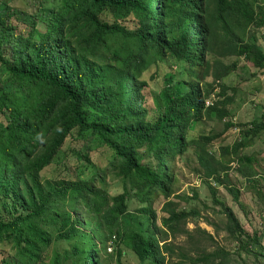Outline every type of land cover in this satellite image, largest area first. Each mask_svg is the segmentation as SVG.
Wrapping results in <instances>:
<instances>
[{"label":"trees","instance_id":"16d2710c","mask_svg":"<svg viewBox=\"0 0 264 264\" xmlns=\"http://www.w3.org/2000/svg\"><path fill=\"white\" fill-rule=\"evenodd\" d=\"M252 27L264 28V0H0V264H123L128 251L138 264L173 256L177 264H229L225 247L192 254L167 242L191 236L185 224L200 217L187 207L195 189L172 191L171 167L180 165L221 207L224 239L236 240L237 251L264 250V231L247 233L209 183L237 201L229 164L250 182L260 178L242 150L264 131V112L225 142L237 125L229 117L235 88L222 80L239 58L253 75L264 68ZM161 61L174 70L153 85L154 97L142 74ZM203 119L223 129L192 137ZM66 138L78 147L72 142L63 163L72 153L84 176L65 173L66 164L42 176ZM100 146L109 152L104 168ZM190 148L194 158L183 160ZM107 176L121 191L107 188Z\"/></svg>","mask_w":264,"mask_h":264},{"label":"rangeland","instance_id":"374dc122","mask_svg":"<svg viewBox=\"0 0 264 264\" xmlns=\"http://www.w3.org/2000/svg\"><path fill=\"white\" fill-rule=\"evenodd\" d=\"M23 5V2H21ZM253 36L250 39L251 42H255L264 50V28L262 27H252ZM236 57H229L225 59V63H230L234 61ZM239 65L232 73L222 80V83L229 87L235 88V95L230 105V119L233 121L236 127L232 128L227 134H229L225 140L228 144H233V142L239 137L241 127L238 124H245L253 119H260V115L264 112V68L259 74L253 75L252 73L257 69L252 67L250 62L245 61L243 58H239ZM174 67H170V64L167 61L158 62L157 65H149L142 74V78L147 81V85L150 89V93L155 97L156 87L163 86L164 75L166 72H173ZM155 85V86H153ZM211 101V99H209ZM195 128V127H194ZM223 129V122L216 120H204L197 124L196 128L191 130L192 137H196L197 133L206 134L210 130L213 133H218ZM86 141V140H85ZM72 142L75 143L77 148V141L66 138L63 144V147L59 150L58 154L52 160V164L44 168L41 171L42 176H56L59 173L64 171L62 164H66L68 171L65 173L75 174L77 177L82 178L84 173L79 172V169L76 166H79L75 160V157L71 154L66 156V151L71 147ZM80 146L83 150H86L84 146L86 143L80 141ZM88 145L94 146L92 142L94 140L86 141ZM217 144H213V149L216 150ZM100 151L97 152V158L99 165L105 167L107 165V158L109 152L104 146H100ZM243 153L252 155L253 159L258 163L259 179L258 184L254 181L250 182L245 179L239 173L236 172L235 162L229 164V169L226 171L229 178V186H233L239 192V200L234 201L231 193H228L224 187L225 186H215L213 180H210V184L213 185L218 191V197L224 201L225 205L230 207L234 213L237 215L239 222L243 229L251 234L255 230L264 231V131H262L259 136H257L253 143L247 146L242 150ZM91 154L94 152H90ZM218 154V152H216ZM194 158V150L190 148L187 153L182 155L183 160L185 157ZM173 170V180H172V191L177 195H191L192 189H195L198 194V198L195 201H192L187 204V207H194L199 209L200 217L198 219H188L185 228L188 230L191 236H185L180 234L177 238L169 237L167 242H172L175 248H181L188 253H195L200 248L205 247L210 250L216 245L225 247L230 254V263L229 264H264V250L260 249H250V252L247 251H237L236 247L238 242L234 239L225 240V222L226 219L222 213V209L219 205L213 203L212 198L209 195L208 188L202 184L201 178L193 172H190L186 166H172ZM252 183L254 186L252 187ZM106 186L110 191H121V185L117 181L106 177ZM257 191L263 194V198H258L256 196ZM137 204L131 203L130 210L134 211V207ZM155 208H158V204L154 205ZM258 209L263 210V214L259 215ZM135 216V213L133 214ZM204 230L207 233L211 234L214 238V243L210 240L206 242L198 234L199 230ZM243 238V237H242ZM245 236H244V238ZM203 243H202V242ZM202 243V246H201ZM264 244V241H263ZM108 252L111 251V247H108ZM121 261L123 264H138L135 256L132 252H127L125 256L122 257ZM180 259L177 256H173L172 259L168 260L166 264H177Z\"/></svg>","mask_w":264,"mask_h":264},{"label":"clouds","instance_id":"9594fccd","mask_svg":"<svg viewBox=\"0 0 264 264\" xmlns=\"http://www.w3.org/2000/svg\"><path fill=\"white\" fill-rule=\"evenodd\" d=\"M207 102H208V100H207Z\"/></svg>","mask_w":264,"mask_h":264}]
</instances>
